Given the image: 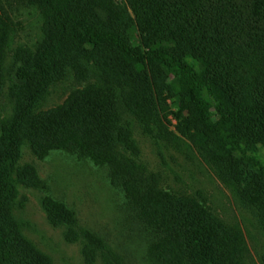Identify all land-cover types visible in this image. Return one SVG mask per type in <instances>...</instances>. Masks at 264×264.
I'll return each instance as SVG.
<instances>
[{
    "label": "trees",
    "instance_id": "trees-1",
    "mask_svg": "<svg viewBox=\"0 0 264 264\" xmlns=\"http://www.w3.org/2000/svg\"><path fill=\"white\" fill-rule=\"evenodd\" d=\"M27 1L42 13L44 39L35 52L16 54L15 114L0 132V264H52L10 215L15 180L28 168L18 166L24 143L40 157L66 152L103 169L144 223L157 264H240L238 231L204 201L158 188L128 156L139 149L118 124L117 106L122 101L156 137L154 118L165 91L171 93L169 75H176L182 86L179 133L236 185L264 225V168L244 189L232 155L264 144V0ZM4 45L0 35V63ZM67 70L79 81L96 75L101 85L77 89L58 109L37 111ZM44 204L51 223L67 227L68 241L85 237L84 255L93 261L103 241L78 228L66 204L51 198Z\"/></svg>",
    "mask_w": 264,
    "mask_h": 264
},
{
    "label": "rangeland",
    "instance_id": "rangeland-1",
    "mask_svg": "<svg viewBox=\"0 0 264 264\" xmlns=\"http://www.w3.org/2000/svg\"><path fill=\"white\" fill-rule=\"evenodd\" d=\"M44 28L38 7L30 6L27 0H0V35L5 40L0 63V132L15 114L11 88L17 82L16 54L35 52L44 39ZM125 30L136 37L132 27ZM188 62L202 70L196 59L188 58ZM89 84L101 85V80L92 75L79 81L67 70L61 81L49 87L37 111L58 109L77 89ZM167 85L171 95L165 91V105L154 118L156 137L147 133L141 119L119 100L118 124L128 128L139 149L136 157L131 152L128 156L144 167L158 188L204 201L228 228L238 231L244 242L240 264H264V225L257 210L243 201L236 185L229 184L190 139L179 133L182 86L174 74L169 75ZM232 155L243 188L248 185L251 189L255 172L264 168V144H257L255 151L245 146L234 149ZM18 166L28 168L15 180L17 194L10 215L20 233L52 264H157L144 223L103 169L66 152L40 157L28 143L21 148ZM48 198L66 204L75 212L78 228L103 241L105 246L97 250L93 261L84 255L87 240L82 234L70 242L67 227L51 223L44 204Z\"/></svg>",
    "mask_w": 264,
    "mask_h": 264
}]
</instances>
